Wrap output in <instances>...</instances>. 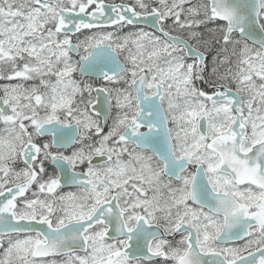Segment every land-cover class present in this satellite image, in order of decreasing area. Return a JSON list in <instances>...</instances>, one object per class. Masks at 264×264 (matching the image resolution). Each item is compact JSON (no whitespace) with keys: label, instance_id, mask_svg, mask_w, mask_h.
<instances>
[{"label":"snow or ice","instance_id":"6c2138e0","mask_svg":"<svg viewBox=\"0 0 264 264\" xmlns=\"http://www.w3.org/2000/svg\"><path fill=\"white\" fill-rule=\"evenodd\" d=\"M0 264H264V0H0Z\"/></svg>","mask_w":264,"mask_h":264}]
</instances>
